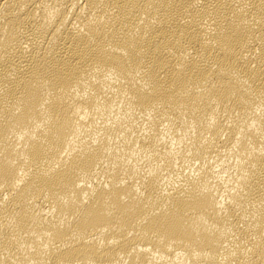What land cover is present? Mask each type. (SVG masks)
I'll return each mask as SVG.
<instances>
[{
    "label": "bare ground",
    "instance_id": "bare-ground-1",
    "mask_svg": "<svg viewBox=\"0 0 264 264\" xmlns=\"http://www.w3.org/2000/svg\"><path fill=\"white\" fill-rule=\"evenodd\" d=\"M0 264H264V0H0Z\"/></svg>",
    "mask_w": 264,
    "mask_h": 264
}]
</instances>
